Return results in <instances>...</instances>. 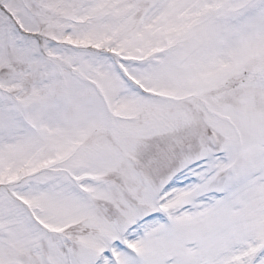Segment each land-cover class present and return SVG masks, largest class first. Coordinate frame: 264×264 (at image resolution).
Returning a JSON list of instances; mask_svg holds the SVG:
<instances>
[{"label": "snow or ice", "instance_id": "obj_1", "mask_svg": "<svg viewBox=\"0 0 264 264\" xmlns=\"http://www.w3.org/2000/svg\"><path fill=\"white\" fill-rule=\"evenodd\" d=\"M0 264H264V0H0Z\"/></svg>", "mask_w": 264, "mask_h": 264}]
</instances>
